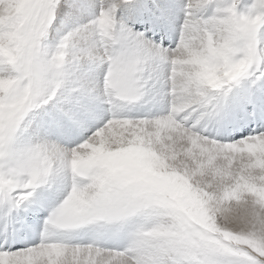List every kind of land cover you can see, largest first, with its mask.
<instances>
[{
    "label": "snow or ice",
    "instance_id": "snow-or-ice-1",
    "mask_svg": "<svg viewBox=\"0 0 264 264\" xmlns=\"http://www.w3.org/2000/svg\"><path fill=\"white\" fill-rule=\"evenodd\" d=\"M0 264H264V0H0Z\"/></svg>",
    "mask_w": 264,
    "mask_h": 264
}]
</instances>
